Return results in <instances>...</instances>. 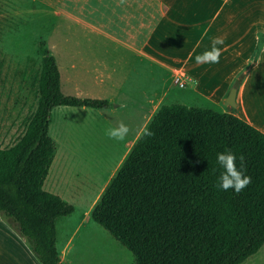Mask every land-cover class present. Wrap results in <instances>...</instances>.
<instances>
[{
	"label": "trees",
	"instance_id": "16d2710c",
	"mask_svg": "<svg viewBox=\"0 0 264 264\" xmlns=\"http://www.w3.org/2000/svg\"><path fill=\"white\" fill-rule=\"evenodd\" d=\"M35 108L18 141L0 148V214L39 264H65L57 218L73 206L42 188L55 155L51 109L108 108L106 100L60 91L59 70L43 42ZM150 133V134H149ZM244 157L251 183L217 187V153ZM89 217L133 256L131 264H240L264 243V134L232 112L160 105L112 174Z\"/></svg>",
	"mask_w": 264,
	"mask_h": 264
},
{
	"label": "crops",
	"instance_id": "0c3cea01",
	"mask_svg": "<svg viewBox=\"0 0 264 264\" xmlns=\"http://www.w3.org/2000/svg\"><path fill=\"white\" fill-rule=\"evenodd\" d=\"M34 1L45 7L47 32L62 29L60 91L110 103L58 108L91 109L106 122L117 113L125 117L123 124L138 119L137 131L124 144L136 141L160 105L197 107L202 99L222 102L217 112H232L264 134V0ZM217 37L223 41L216 45L219 63H197L195 57L211 50ZM49 41L45 37L46 45ZM47 49L50 53L49 44ZM175 73L183 87L173 83ZM232 87L233 107L225 102ZM49 126L50 116L48 134ZM0 261L39 264L2 214Z\"/></svg>",
	"mask_w": 264,
	"mask_h": 264
},
{
	"label": "rangeland",
	"instance_id": "374dc122",
	"mask_svg": "<svg viewBox=\"0 0 264 264\" xmlns=\"http://www.w3.org/2000/svg\"><path fill=\"white\" fill-rule=\"evenodd\" d=\"M165 1L174 5L175 0ZM61 34L62 29L47 32L45 7L39 2L0 0V148L18 141L26 118L35 108L40 42L46 47L49 44L60 74L64 72ZM45 37L50 40L47 45ZM176 88L174 85L173 89ZM195 103L197 107L215 111H220L223 105L220 101L212 104L203 99ZM52 109L55 111L51 110L49 135L54 138L55 156L43 189L53 194L55 190L62 200L73 206L70 214L56 221L60 260L65 264H131L130 251L89 217L91 207L131 148L132 144H124V140L117 141L106 134L125 117L117 113L106 122L91 109H60L57 106ZM138 124V119L125 124L129 129L125 139L133 137ZM2 218L9 225V218L4 215ZM20 261L26 262L24 258ZM240 264H264V243Z\"/></svg>",
	"mask_w": 264,
	"mask_h": 264
},
{
	"label": "clouds",
	"instance_id": "9594fccd",
	"mask_svg": "<svg viewBox=\"0 0 264 264\" xmlns=\"http://www.w3.org/2000/svg\"><path fill=\"white\" fill-rule=\"evenodd\" d=\"M120 2L123 4L125 0H120ZM222 43V39L214 38L211 50H205L202 54L197 55L195 57L196 62L219 63L221 49L217 48L216 45ZM128 131V127L121 122L118 127L108 129L106 134L110 138L123 140ZM239 160L240 168L238 169L236 165L237 156L230 149L217 153V164L223 169L218 177V188L224 191L233 189L235 193H240L251 183V177L245 175L244 157L240 156Z\"/></svg>",
	"mask_w": 264,
	"mask_h": 264
},
{
	"label": "water",
	"instance_id": "95a60500",
	"mask_svg": "<svg viewBox=\"0 0 264 264\" xmlns=\"http://www.w3.org/2000/svg\"><path fill=\"white\" fill-rule=\"evenodd\" d=\"M234 98H235V88L232 87L229 92H228V95L226 97V104L230 105V106H234Z\"/></svg>",
	"mask_w": 264,
	"mask_h": 264
},
{
	"label": "built area",
	"instance_id": "2783aa9c",
	"mask_svg": "<svg viewBox=\"0 0 264 264\" xmlns=\"http://www.w3.org/2000/svg\"><path fill=\"white\" fill-rule=\"evenodd\" d=\"M172 80H173V83L177 85L178 87H183L184 84H183L181 75L179 73H175Z\"/></svg>",
	"mask_w": 264,
	"mask_h": 264
}]
</instances>
